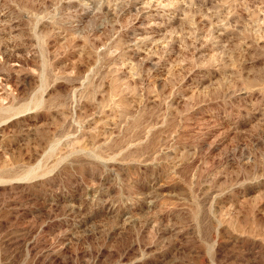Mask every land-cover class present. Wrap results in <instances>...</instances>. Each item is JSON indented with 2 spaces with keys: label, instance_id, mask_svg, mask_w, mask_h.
I'll return each mask as SVG.
<instances>
[{
  "label": "rangeland",
  "instance_id": "obj_1",
  "mask_svg": "<svg viewBox=\"0 0 264 264\" xmlns=\"http://www.w3.org/2000/svg\"><path fill=\"white\" fill-rule=\"evenodd\" d=\"M0 264H264V0H0Z\"/></svg>",
  "mask_w": 264,
  "mask_h": 264
}]
</instances>
